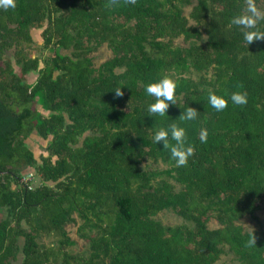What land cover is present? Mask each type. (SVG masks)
<instances>
[{
  "label": "trees",
  "instance_id": "obj_1",
  "mask_svg": "<svg viewBox=\"0 0 264 264\" xmlns=\"http://www.w3.org/2000/svg\"><path fill=\"white\" fill-rule=\"evenodd\" d=\"M245 4L0 7V264H217L227 253L236 264H264V226L242 223L264 203V40L246 45L231 24ZM257 5L264 9V0ZM35 28L50 54L31 55ZM104 45L111 55L96 65L93 54ZM164 74L177 81L179 105L151 116L154 98L144 85ZM121 83L123 95L115 96L111 88ZM234 90L247 92L246 104L229 101L217 111L207 102L209 91ZM188 104L197 118L181 121ZM172 122L194 147L185 165L152 139ZM32 134L46 142L39 158L27 142ZM24 169L40 183L22 186ZM167 209L183 222L164 224L157 215ZM68 224L85 247L74 248Z\"/></svg>",
  "mask_w": 264,
  "mask_h": 264
},
{
  "label": "clouds",
  "instance_id": "obj_2",
  "mask_svg": "<svg viewBox=\"0 0 264 264\" xmlns=\"http://www.w3.org/2000/svg\"><path fill=\"white\" fill-rule=\"evenodd\" d=\"M16 0H0V7L15 8ZM264 9L258 7L257 0H246L245 10L231 18V24L238 26L242 33L246 45L256 40H264ZM121 83L111 89H114L115 96L123 95ZM177 81L170 75L164 74L160 77L150 80L144 85L145 92L154 99L146 105V113L153 116L157 114L164 116L170 104H178L176 99ZM234 105H243L247 103V92L244 90H234L228 96L209 91L207 102L215 110H223L228 102ZM179 105V104H178ZM197 108L188 104L183 108L179 115L181 121H190L197 118ZM152 139L155 143L160 142L162 148L168 149L170 159H174L177 166L188 163V158L193 154L194 147L191 143H186V129L183 125L176 122L169 123L167 126H161L153 131ZM200 141H206L207 129L201 128L199 132ZM174 141V142H173ZM254 243V238L249 240Z\"/></svg>",
  "mask_w": 264,
  "mask_h": 264
},
{
  "label": "rangeland",
  "instance_id": "obj_3",
  "mask_svg": "<svg viewBox=\"0 0 264 264\" xmlns=\"http://www.w3.org/2000/svg\"><path fill=\"white\" fill-rule=\"evenodd\" d=\"M190 8H186V13H188ZM41 28H35L32 31L33 37L35 39V43L33 44L31 55L32 56H44L47 54H50V51L46 48L43 47V44H41ZM8 56H11V52L7 53ZM111 55V51L107 46H102L100 47L97 51L94 52V60L96 65H99L102 61L107 59ZM14 62V61H13ZM15 65V64H14ZM16 66L17 72H20V68ZM36 77V73H30L27 75V80L28 81H33ZM28 144L31 146V148L34 150L35 155L37 158L40 157V154L42 152L46 153L44 145L46 144L45 141L41 140L36 134H32L28 139H27ZM161 166V165H160ZM29 169H24L23 172L28 171ZM40 183V177L37 175L35 177V180L33 184H38ZM6 216V211L2 209L0 211V220L3 219ZM157 218L160 219L164 224L167 225H174L183 222V219L178 216L173 210L167 209L161 211L158 215ZM242 223L245 227L246 230H253V229H259L264 226V203L262 204V207L256 211V216H245L242 219ZM210 226L216 227L218 226V222L215 219L210 220ZM67 229L69 230L71 236L75 238L78 242V244L74 247L76 250L85 247V242L84 240L80 239L77 234H76V226L72 224L67 225ZM50 240V238H45V242L47 243ZM23 240L22 238L20 239V244H22ZM21 255V254H19ZM237 261L233 257L231 253L223 254L218 261L217 264H236Z\"/></svg>",
  "mask_w": 264,
  "mask_h": 264
},
{
  "label": "built area",
  "instance_id": "obj_4",
  "mask_svg": "<svg viewBox=\"0 0 264 264\" xmlns=\"http://www.w3.org/2000/svg\"><path fill=\"white\" fill-rule=\"evenodd\" d=\"M35 177L33 170H28L26 172L22 173V176L20 178V183L22 186H28L29 188L33 187V179Z\"/></svg>",
  "mask_w": 264,
  "mask_h": 264
}]
</instances>
